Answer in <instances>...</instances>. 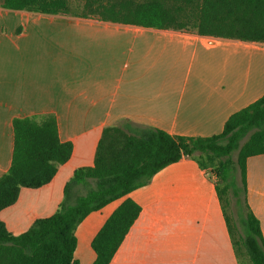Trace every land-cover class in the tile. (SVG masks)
Segmentation results:
<instances>
[{
  "label": "crops",
  "instance_id": "1",
  "mask_svg": "<svg viewBox=\"0 0 264 264\" xmlns=\"http://www.w3.org/2000/svg\"><path fill=\"white\" fill-rule=\"evenodd\" d=\"M0 0V176L11 162L16 117H56L69 159L38 188L22 187L0 210L14 235L52 215L75 169L91 166L106 126H151L210 136L264 94V43L200 36L97 18L33 13ZM216 180L189 157L157 171L126 196L140 207L108 264H238ZM72 186L73 196L93 186ZM247 203L264 239V154L246 161ZM123 198L75 228L74 256L91 264V241Z\"/></svg>",
  "mask_w": 264,
  "mask_h": 264
},
{
  "label": "trees",
  "instance_id": "2",
  "mask_svg": "<svg viewBox=\"0 0 264 264\" xmlns=\"http://www.w3.org/2000/svg\"><path fill=\"white\" fill-rule=\"evenodd\" d=\"M2 7L264 43V0H3ZM128 126L125 122L102 129L93 164L73 171L52 215L36 219L17 235L0 220V264H79L74 256L76 226L90 212L123 198L91 241V264H108L140 212L126 195L182 157L194 159L215 176L237 263L264 264L260 221L246 198V161L264 154V94L230 114L222 130L210 136ZM12 130L10 166L0 176V210L16 201L22 187L48 183L72 153V143L59 139L52 113L38 120L16 117ZM88 179L94 185L73 196L72 186ZM228 205H233L235 220Z\"/></svg>",
  "mask_w": 264,
  "mask_h": 264
},
{
  "label": "rangeland",
  "instance_id": "3",
  "mask_svg": "<svg viewBox=\"0 0 264 264\" xmlns=\"http://www.w3.org/2000/svg\"><path fill=\"white\" fill-rule=\"evenodd\" d=\"M233 158H235V154L233 155ZM210 174V173H209ZM211 176H213L214 178H215V176L214 175H211ZM215 180H216V178H215ZM227 212H228V214L230 215V217H231V219L233 220H235V214H234V211H233V205L231 206H229L228 205V207H227Z\"/></svg>",
  "mask_w": 264,
  "mask_h": 264
}]
</instances>
